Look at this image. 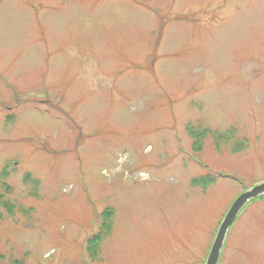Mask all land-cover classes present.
<instances>
[{"label": "rangeland", "instance_id": "1", "mask_svg": "<svg viewBox=\"0 0 264 264\" xmlns=\"http://www.w3.org/2000/svg\"><path fill=\"white\" fill-rule=\"evenodd\" d=\"M0 178L4 264H205L264 182V0H0ZM219 264H264V199Z\"/></svg>", "mask_w": 264, "mask_h": 264}, {"label": "water", "instance_id": "2", "mask_svg": "<svg viewBox=\"0 0 264 264\" xmlns=\"http://www.w3.org/2000/svg\"><path fill=\"white\" fill-rule=\"evenodd\" d=\"M264 198V182L241 194L226 213L216 233L205 264H219L228 234L244 209L254 201Z\"/></svg>", "mask_w": 264, "mask_h": 264}, {"label": "trees", "instance_id": "3", "mask_svg": "<svg viewBox=\"0 0 264 264\" xmlns=\"http://www.w3.org/2000/svg\"><path fill=\"white\" fill-rule=\"evenodd\" d=\"M191 135H192L193 139L196 141V144L194 145L195 150H198V149L200 150V148H201L200 141L203 140L206 137H209V136L212 138L213 134L210 133L209 131L201 130L199 132V134L193 132ZM229 139L230 138L227 135H224L223 137L222 136H216L213 140L216 141V142H220V141H227ZM1 178L3 179L2 176H1ZM1 178H0V180H1ZM215 181L216 180H214V179H207L205 181V183L203 184V187L207 188L210 185H212ZM107 222L108 223H106V224L105 223L102 224V226H100V230L97 233H95L92 236H90L88 238V240H87V251L93 257L96 256V254L98 252L99 242H101L103 239H105V237H107V235H109V233H111L112 224L109 221H107ZM2 260H3V258L0 257V264H4L2 262ZM10 264H24V263L19 261V260H14Z\"/></svg>", "mask_w": 264, "mask_h": 264}]
</instances>
